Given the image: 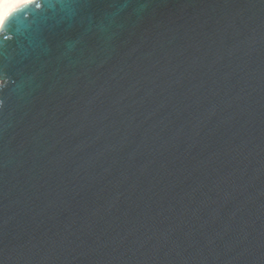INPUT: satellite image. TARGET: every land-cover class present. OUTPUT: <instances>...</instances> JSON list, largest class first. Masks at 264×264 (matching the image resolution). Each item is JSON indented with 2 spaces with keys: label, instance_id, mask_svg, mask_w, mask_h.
<instances>
[{
  "label": "water",
  "instance_id": "95a60500",
  "mask_svg": "<svg viewBox=\"0 0 264 264\" xmlns=\"http://www.w3.org/2000/svg\"><path fill=\"white\" fill-rule=\"evenodd\" d=\"M10 15L0 264H264V0Z\"/></svg>",
  "mask_w": 264,
  "mask_h": 264
},
{
  "label": "bare ground",
  "instance_id": "6f19581e",
  "mask_svg": "<svg viewBox=\"0 0 264 264\" xmlns=\"http://www.w3.org/2000/svg\"><path fill=\"white\" fill-rule=\"evenodd\" d=\"M35 0H0V31L2 29V25L8 15L22 6L23 4L33 2Z\"/></svg>",
  "mask_w": 264,
  "mask_h": 264
},
{
  "label": "snow or ice",
  "instance_id": "6c2138e0",
  "mask_svg": "<svg viewBox=\"0 0 264 264\" xmlns=\"http://www.w3.org/2000/svg\"><path fill=\"white\" fill-rule=\"evenodd\" d=\"M54 4H55V3H54ZM10 19H11V15H10L9 17L6 18V21H7V20H10ZM4 27L7 28V23H5Z\"/></svg>",
  "mask_w": 264,
  "mask_h": 264
}]
</instances>
